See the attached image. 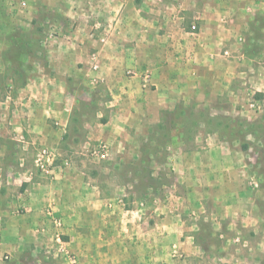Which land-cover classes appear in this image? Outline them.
Here are the masks:
<instances>
[{
    "label": "rangeland",
    "instance_id": "obj_1",
    "mask_svg": "<svg viewBox=\"0 0 264 264\" xmlns=\"http://www.w3.org/2000/svg\"><path fill=\"white\" fill-rule=\"evenodd\" d=\"M108 1L104 0L108 10L102 17L106 28L102 34L93 36V57L87 62H77L82 67L80 76L76 80L70 76L61 91L72 110L58 147L33 143L25 138L13 141L18 146L27 142L24 149L28 165L45 178L72 172L79 180L83 177L101 185L103 192L114 198L119 195L121 204L127 208L133 205V197L140 202L139 206L150 210L170 205L173 209L170 214L183 216L189 234L200 247L198 254H189L188 264H264V13L256 12L248 18L245 9L233 13L231 3L222 9H214L211 5L207 9L202 0H189L191 8L170 13L181 16L184 30L209 35V55L206 50L197 54L202 67L200 89L184 97L162 92L161 95L171 100L168 106L149 109L150 115H158V119L127 126V138L111 144L88 138L89 133L98 128L96 124L106 121L110 110L122 102L125 95L107 89L102 72L110 66H121L124 69L122 77L127 79L139 76L141 72L140 68L123 66L119 59L102 61L98 53L106 49L110 52L133 50V38L141 33L133 24H137L139 17L132 5L129 7L130 25L124 26L125 2L115 7ZM125 1L139 4L138 0ZM154 1L161 8L156 16L166 15L170 0L151 2ZM261 2L264 7V1ZM76 3L80 9L92 6L89 0H77ZM60 4L66 10L69 0H0V143L7 147L10 140H5V134L25 131L9 123L10 105L16 109L20 107L25 100L23 90L26 85L60 79L59 76H47L51 42L59 47V38L62 45L77 40L74 29L68 27L72 17L57 10ZM159 31L164 34L162 28ZM223 33L229 34L230 43L218 37ZM122 34L125 35L121 40L124 44L120 45L117 40ZM175 35L178 34L175 32ZM216 51L221 56L214 54ZM145 73L146 79L142 83H146L147 88H154L155 85L148 82L149 72ZM184 86L188 88L189 85L184 82ZM128 95L137 103L139 95L136 91ZM51 97L55 94L51 93L48 99ZM149 100L153 101L154 97ZM48 106L47 112H50L49 101ZM22 113L24 116L25 112ZM20 114L16 111L12 116L21 117ZM40 148L53 153L52 173L42 172L36 166ZM119 149L121 151L115 153ZM218 153L229 155L227 162L239 168L233 188L227 189H234L236 194L245 192V199L240 198L230 208H224L225 204L213 205L211 187L208 204L202 205V189L193 186L190 193L199 194L187 196L181 206L178 196L184 197L185 190L178 176L186 170L190 171L187 172L189 178L200 177L195 171L202 164L211 163L213 158L216 161ZM216 191L219 194V187ZM221 193L223 198H229L224 190ZM200 205L204 209L202 212ZM157 209L153 215L166 214ZM1 258L4 262L9 261L7 253H2ZM57 259L39 249L13 263L55 264Z\"/></svg>",
    "mask_w": 264,
    "mask_h": 264
},
{
    "label": "crops",
    "instance_id": "obj_2",
    "mask_svg": "<svg viewBox=\"0 0 264 264\" xmlns=\"http://www.w3.org/2000/svg\"><path fill=\"white\" fill-rule=\"evenodd\" d=\"M89 1L92 6L84 4V9L78 8L77 0H69V6L65 5L66 10H63L61 4L57 7L58 11L63 14L67 12L72 17L68 27L74 29L77 39L63 42L62 45L59 38V47L51 42L53 46L47 56L50 61L47 76H59L60 79L52 78L48 80L49 83L44 81L38 82L37 85H26L23 90L25 100L20 107L16 109V106L10 105L9 123L16 125L18 130L25 131H10L5 134V140H10L7 141L9 147L0 143V264H16L13 260H23L29 253L33 254L39 249L51 254L54 259L59 257L55 264H67L66 257L59 251L60 244L77 257L78 264H188L189 254H198L200 247L189 234L183 216L178 213L170 214L173 213L170 205L157 206L160 211L166 212L165 215H153L155 210L159 209L150 210L139 206L140 202L135 197L132 198L133 205L127 208L121 204L122 198L119 195L114 198L112 194L104 193L101 185L83 177L79 180L72 172L45 178L33 172L28 165L24 149L27 142L18 146L13 141L25 138L33 143L58 147L62 132L70 122L72 110L71 103L68 101L67 104L61 91L67 86L70 76L75 80L80 76L82 67L77 62H87L93 57V36L102 34L106 28L102 17L103 12L108 10V3L104 0ZM110 1L115 7L125 2L127 14L124 16V26L130 25L129 7L132 5L139 17L137 24H133L141 35L133 38V50L116 49L110 52L106 49L98 53V58L102 61L119 59L123 66L140 68V74L148 71V82L155 85L154 88H147V84L142 83V80L146 79V73L143 76L139 74L128 79L123 78L124 69L121 66H110L102 72L106 78V88L125 95L121 98L122 102L110 110L107 120L96 124L98 128H94L88 138L113 144L120 138L121 141L127 138V126L132 127L140 125L141 121L146 123L158 119V115H150L149 109L168 106L171 100L161 95L162 92L177 93L184 97L189 92L192 94L199 91L198 82L202 67L197 54L200 50H206V55H209L207 44L210 38L204 32L193 33L184 30L181 16H171L170 13L191 8L189 0H170L167 13L163 17L156 16L157 12L161 11L156 1L138 0L137 5L125 0ZM211 1L212 3H209ZM261 1L202 0V5L208 6L207 9H210V5L214 9H222L231 3L234 7L233 13L243 12L245 9L244 12L249 18L256 12L264 13ZM159 28L163 29L164 34H161ZM175 32L178 35H175ZM124 36L120 35V39L117 37L120 45L124 44V41H121ZM218 37L225 43H230L228 33ZM214 54L221 56L218 51ZM184 82L189 85L188 88L184 86ZM135 91L139 95L137 103L128 95L129 92ZM51 93L55 94V97L48 99ZM151 97H154L153 101L149 100ZM48 101L52 107L50 112H47ZM16 111L21 113V117L12 116ZM22 111L25 112L24 116ZM51 123L57 125L53 126ZM1 140L0 137V142ZM120 151L119 149L115 153ZM228 156L226 153H220L216 161L213 158L211 163L202 164L195 171L200 173V177L189 178L187 172L190 171L186 170L178 176L185 190L184 197L177 195L181 206L187 196L199 194L194 191L190 193L189 189L193 186H200L202 189V205L208 204L211 187L213 205L225 204L224 208H230L231 204L238 203L240 198L245 199V192L236 194L234 189H227L233 188L236 171L239 169L235 164L228 163ZM221 190L226 192L225 195L229 194V198H223ZM202 205L201 212L204 210ZM48 210L59 219L60 225L52 222L48 217ZM57 235L60 236L61 243ZM2 253L8 254L9 261L2 260Z\"/></svg>",
    "mask_w": 264,
    "mask_h": 264
},
{
    "label": "built area",
    "instance_id": "obj_3",
    "mask_svg": "<svg viewBox=\"0 0 264 264\" xmlns=\"http://www.w3.org/2000/svg\"><path fill=\"white\" fill-rule=\"evenodd\" d=\"M103 155V154H102ZM36 166L45 173L53 172V153L46 148H40L37 152V157L35 159ZM48 217L52 220V222L56 225H60V221L57 217L52 215L51 210L47 211ZM58 241L61 243L60 236L57 235ZM59 251L64 254L67 260V264H78V259L75 255L70 254L66 247L60 244Z\"/></svg>",
    "mask_w": 264,
    "mask_h": 264
}]
</instances>
